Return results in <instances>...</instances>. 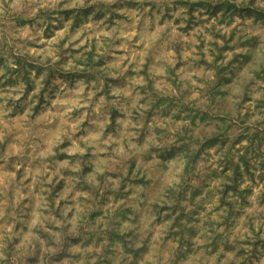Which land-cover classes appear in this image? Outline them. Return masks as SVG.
Here are the masks:
<instances>
[{"label":"clouds","instance_id":"1","mask_svg":"<svg viewBox=\"0 0 264 264\" xmlns=\"http://www.w3.org/2000/svg\"><path fill=\"white\" fill-rule=\"evenodd\" d=\"M0 264H264V0H0Z\"/></svg>","mask_w":264,"mask_h":264}]
</instances>
